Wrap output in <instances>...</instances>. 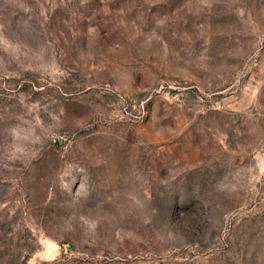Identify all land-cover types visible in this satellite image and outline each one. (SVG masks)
Masks as SVG:
<instances>
[{
	"label": "rangeland",
	"instance_id": "obj_1",
	"mask_svg": "<svg viewBox=\"0 0 264 264\" xmlns=\"http://www.w3.org/2000/svg\"><path fill=\"white\" fill-rule=\"evenodd\" d=\"M0 264H264V0H0Z\"/></svg>",
	"mask_w": 264,
	"mask_h": 264
}]
</instances>
